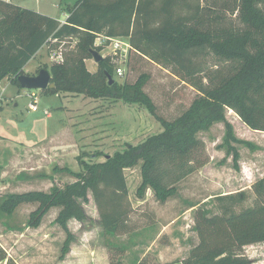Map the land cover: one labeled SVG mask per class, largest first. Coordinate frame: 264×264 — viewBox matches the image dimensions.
I'll use <instances>...</instances> for the list:
<instances>
[{
	"label": "trees",
	"instance_id": "16d2710c",
	"mask_svg": "<svg viewBox=\"0 0 264 264\" xmlns=\"http://www.w3.org/2000/svg\"><path fill=\"white\" fill-rule=\"evenodd\" d=\"M66 9L69 16L62 23L0 0V81L7 77L20 85L18 76L46 44L76 37L82 55L53 62L50 73L56 87L47 90L140 103L164 130L107 156L103 162L82 161L84 171L73 172L77 180L64 188L11 194L0 202V208L7 212L22 202H39L30 217L29 224L34 226L51 207H61L57 221L68 232L64 254L73 239L69 220L88 218L83 203L89 201V191L104 229L114 234L135 229L129 225L133 206L126 168L141 162L142 183L137 195L144 197L151 187L156 199L165 203L176 193L179 181L207 163V159L200 160L206 145L198 134L215 122L225 123L222 146H227L234 168H239L240 154L233 143L250 144L236 137L227 109L235 111L248 127L264 132V0H234L231 9L237 12L238 24L225 15L230 10L228 0H77ZM98 34L129 37L137 53L169 68L192 86L197 95L189 107L173 119L159 115L144 89L146 74L134 83L116 80L110 84L107 72L113 77L115 72L110 56L99 62L95 72L90 71L85 60L93 56L91 49ZM210 60L215 62L210 64ZM253 189L254 205L239 212L235 208L245 200V192L219 196L221 214L210 215L205 208L196 211L194 228L199 242L182 264H252L237 250L264 242V177Z\"/></svg>",
	"mask_w": 264,
	"mask_h": 264
},
{
	"label": "rangeland",
	"instance_id": "374dc122",
	"mask_svg": "<svg viewBox=\"0 0 264 264\" xmlns=\"http://www.w3.org/2000/svg\"><path fill=\"white\" fill-rule=\"evenodd\" d=\"M228 1L230 10L225 15L238 24L237 12L231 9L234 0ZM77 41L76 37H69L46 44L27 64V70L33 74L24 73L36 75L42 68L50 71L56 53L62 52L64 59L81 56ZM94 46L104 57L109 56V48L97 49L95 43ZM85 61L90 71L98 69L99 63L93 56ZM214 62L210 60V64ZM142 74L148 77L144 89L155 102L157 113L167 119L180 115L197 95L192 86L169 68L134 51L124 75L114 72V78L121 84L134 83ZM33 91L39 97L38 111L28 107ZM0 107V202L11 194L64 188L77 180L73 172L84 171L82 161L103 162L107 156L164 130L162 123L140 103L94 98L84 93L27 89L11 82L0 84ZM226 116L236 137L250 144L233 143L240 154L238 169L234 168L233 155L228 154L227 146H222L225 123L215 122L198 134L206 145L200 160L207 159V163L179 181L176 193L165 203H160L148 190L144 197L137 195L142 183L141 162L125 170L129 198L132 195L133 199L132 202L130 198L133 212L129 225L135 228L128 233L114 234L103 228L91 191L89 201L83 203L88 218L68 222L73 239L66 254L63 247L68 232L57 221L61 207H51L37 226L29 222L39 202L19 203L12 212L0 208V264H137L140 260L141 264H182L192 246L199 242L194 228L199 208L207 209L210 215L221 214L218 197L238 192H245L246 198L238 202L235 211L255 202L253 185L259 179L263 161L260 156L264 153V132L242 124L233 110L227 109ZM241 161L253 164L254 175L248 178V183L241 173ZM208 163L211 164L206 168ZM191 205L195 209L185 213ZM177 215L182 216L171 225L170 233H161L163 224ZM135 230L138 231L132 233ZM171 239L181 242V249L166 247ZM149 244L153 245L146 253L145 246ZM237 252L247 255L252 264H264V242L246 245Z\"/></svg>",
	"mask_w": 264,
	"mask_h": 264
},
{
	"label": "crops",
	"instance_id": "0c3cea01",
	"mask_svg": "<svg viewBox=\"0 0 264 264\" xmlns=\"http://www.w3.org/2000/svg\"><path fill=\"white\" fill-rule=\"evenodd\" d=\"M8 1L13 3V4L19 5L21 7H24V8L36 10L42 14L53 17V18L59 20L60 22L64 23V22H66V19L69 16V12L66 9L67 6H73L77 0H64L63 2H61L62 0H56V1H53V0H8ZM27 64L24 67V71L29 72L30 74H33V72H30L29 70H27ZM3 82L13 83L7 77L2 79L0 81V84H2ZM230 110H232V109H230ZM50 115H51V113L48 114L47 116L50 117ZM237 117H238V121L240 120L242 122V124H244L246 126V124L240 119V117L239 116H237ZM260 158H262L263 161H262V164L260 166L259 179L264 177V153L261 154ZM210 164L211 163H208L206 168L209 167ZM241 164H243L241 173L245 176L243 179H245V180L247 179V183H248L249 182L248 178L251 176L253 177V175H254V170H253L254 168L252 167L253 164L248 163V162L243 163V161H241ZM219 173L221 174V172H219ZM140 179H141V176L139 177V180ZM148 191H150L149 193H151V194L154 193V190L151 187L148 189ZM130 193H131V191H130ZM148 195H150V194H148ZM131 196L132 195H130V198L132 199ZM132 202H133V199H132ZM140 202H142V201H140ZM195 207H196L195 205H191L188 209H186L185 213L193 211V209H195ZM185 213H182V215ZM182 215H177L176 217L169 219L170 221L168 223L163 224V230L161 231V233H168L169 234L171 231L170 230L171 225L174 224L176 221H178ZM137 231L138 230H135L132 233H136ZM181 234L183 236L185 234V231L182 230ZM137 245H141V244H137ZM152 245L153 244H151V245L149 244V245L145 246L146 247V249H145L146 253L149 252V250L152 248ZM166 247L176 251L177 249H181V242H178V241L176 242V240L171 239L170 244L168 243V245ZM182 249H184V248H182ZM141 261L142 260H140L137 264H141Z\"/></svg>",
	"mask_w": 264,
	"mask_h": 264
},
{
	"label": "built area",
	"instance_id": "2783aa9c",
	"mask_svg": "<svg viewBox=\"0 0 264 264\" xmlns=\"http://www.w3.org/2000/svg\"><path fill=\"white\" fill-rule=\"evenodd\" d=\"M65 23V22H64ZM57 39H55L56 41ZM96 47H103V48H109L110 51L108 55L113 59L114 63H118L115 66V72L122 76L125 73V66L130 58V55L132 51L137 52L136 49H134L129 41V37L125 36H116L111 37L104 34H98L96 36V39L94 41ZM56 58L54 62H64V56L63 53H56ZM33 100L30 101L28 107L32 111H38L39 110V97L36 92H31L29 94ZM47 115L50 114L49 112L46 113Z\"/></svg>",
	"mask_w": 264,
	"mask_h": 264
},
{
	"label": "water",
	"instance_id": "95a60500",
	"mask_svg": "<svg viewBox=\"0 0 264 264\" xmlns=\"http://www.w3.org/2000/svg\"><path fill=\"white\" fill-rule=\"evenodd\" d=\"M91 53L96 62H101L104 56L96 49H91ZM108 81L113 84L116 79L113 75L107 72ZM19 84L27 89H53L56 87V83L52 80V75L47 68H42L36 75H30L22 73L18 76Z\"/></svg>",
	"mask_w": 264,
	"mask_h": 264
}]
</instances>
